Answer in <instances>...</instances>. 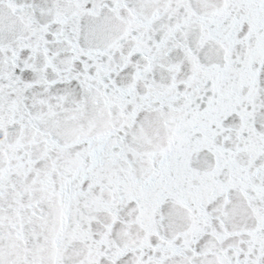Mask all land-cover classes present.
I'll return each instance as SVG.
<instances>
[{
    "label": "snow or ice",
    "instance_id": "1",
    "mask_svg": "<svg viewBox=\"0 0 264 264\" xmlns=\"http://www.w3.org/2000/svg\"><path fill=\"white\" fill-rule=\"evenodd\" d=\"M0 264H264V0H0Z\"/></svg>",
    "mask_w": 264,
    "mask_h": 264
}]
</instances>
